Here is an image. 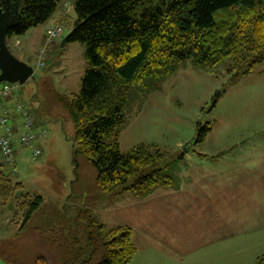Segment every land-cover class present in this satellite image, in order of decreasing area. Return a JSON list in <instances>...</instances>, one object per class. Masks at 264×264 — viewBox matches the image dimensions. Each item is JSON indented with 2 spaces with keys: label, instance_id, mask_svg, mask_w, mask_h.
Listing matches in <instances>:
<instances>
[{
  "label": "trees",
  "instance_id": "16d2710c",
  "mask_svg": "<svg viewBox=\"0 0 264 264\" xmlns=\"http://www.w3.org/2000/svg\"><path fill=\"white\" fill-rule=\"evenodd\" d=\"M66 1L21 0V21L7 44L45 24ZM74 9L67 43L84 45L88 67L80 93L52 92L69 113L79 152L98 172L97 188L105 198L132 193L140 199L159 188L178 189V178L166 169L171 163L160 167L166 158L158 147L124 153L120 133L145 99L187 62L213 71L231 59L232 83L262 64L264 0H76ZM211 131L209 124L199 127L194 144L204 143ZM23 190L0 164V206L15 208L10 222L18 227L16 237H35L28 252L12 240L0 241V259L8 264H130L137 255L133 229H108L90 208L77 213L86 229L84 244L68 228L31 229L44 198ZM256 264H264V256Z\"/></svg>",
  "mask_w": 264,
  "mask_h": 264
},
{
  "label": "rangeland",
  "instance_id": "374dc122",
  "mask_svg": "<svg viewBox=\"0 0 264 264\" xmlns=\"http://www.w3.org/2000/svg\"><path fill=\"white\" fill-rule=\"evenodd\" d=\"M75 1L65 2L72 10L71 17L64 23L66 36L77 19ZM146 2V5L150 4ZM37 33L34 28L25 36L8 40L11 53L34 67L33 78L23 85L7 82L0 85V88L16 87L12 93L14 102L2 100L0 109L9 108L13 113L21 104L38 116L46 130L43 134L37 129L42 135L37 143L42 155L34 159L30 148L16 142V171L13 173L12 168L8 169L12 181L23 184L24 193L44 198L41 209L30 222L31 229L68 228L84 244L86 229L77 222V213L80 208H90L108 229L130 226L141 254L162 256L163 249L172 248L170 241L177 234V224H184L185 243L192 244L195 226L208 222L198 220L197 223L193 210L195 192H220L215 201L218 206L231 202L236 205L234 197L245 192L259 193L254 199L243 200L249 201L250 210L254 209L249 217H264V211H257L259 208L264 210V62L235 83L231 82L228 73L233 64L231 59L213 71L197 70L187 62L161 83L159 91L145 99L138 112L130 115L129 123L120 133L122 152L128 153L137 146H156L166 158L160 167L171 163L166 169L178 179L191 174L187 186L183 185L184 193L174 198L176 207L163 209L160 203L156 206L134 204L137 200L132 196L103 197L97 188L98 172L79 152L69 113L52 92L80 93L88 67L85 47L80 43H67L65 47L61 43L52 44L48 48L45 67L39 68L38 55L44 43L39 49L41 36ZM17 116L24 121L21 113ZM15 120L16 117L12 122ZM208 124L212 131L205 142L193 146L198 128ZM3 133L4 128L0 127V134ZM106 141L110 139L106 138ZM192 147L195 149L191 150ZM187 152H192L195 163L201 154L217 161L208 167L210 176L217 175L213 177L215 181H195L199 173L193 170L194 162L188 161L189 167H184L181 162L180 155ZM180 201L185 202L183 209L177 206ZM210 207L214 206H208V211ZM14 212L13 206H0V239L12 240L16 248L28 252L35 237L33 239L32 234L16 237L18 227L10 222ZM149 224L160 231L158 236L147 232ZM166 227L173 231L169 230L163 236ZM257 252L264 253V247Z\"/></svg>",
  "mask_w": 264,
  "mask_h": 264
},
{
  "label": "crops",
  "instance_id": "0c3cea01",
  "mask_svg": "<svg viewBox=\"0 0 264 264\" xmlns=\"http://www.w3.org/2000/svg\"><path fill=\"white\" fill-rule=\"evenodd\" d=\"M64 6L65 4H63L61 8ZM71 14L72 10H70L65 15L63 9L61 10L59 8L53 17L49 19V21L37 28V32L41 36L39 49L45 42L49 29L55 25H61L62 20L67 16L71 17ZM66 35L67 33L64 34L61 41L54 43V46H56L58 43L62 44V41ZM57 93L67 95L74 94L72 92ZM8 100L10 102H14V98ZM35 116L38 119L36 133H38L37 129H39L41 133L45 134V128L40 123L38 116ZM14 124L17 126L19 134L24 131V121L17 115ZM16 142H20L18 136ZM190 149L194 150L195 147ZM191 154L192 152H187V154H184L185 156L181 161L184 167H189L187 165L188 161L194 162V159L191 158ZM195 154L199 155L196 152ZM199 156L201 158L197 159V163L194 162L193 168V170H197L199 173V175L195 177V181H215L213 177L216 178L217 175L213 174L210 176L211 173L208 167L211 166V164L215 165L217 161L210 156H205L203 154ZM190 178L191 174L184 175L178 179V189H156L145 199H140L132 193H125L119 197L132 196L137 200L134 202V204H145L146 206L153 204L156 206L158 203H160L162 204L161 208L163 209L167 207H176L174 198L176 195H181L184 193L183 190H185V187H183V185L187 186V183H189L191 180ZM220 194L221 193L218 191L210 190L198 191L193 194L195 198V201H193V210L195 212V216L197 217V223L199 222L198 220L208 222L197 224V227L195 226V238L192 244L189 242L187 244L185 243L184 224H177L175 226L177 234H175L173 239L170 241L172 248L163 249L162 256L153 255L150 253L141 254L138 248V253L130 264H256L257 260L261 256H264V253L258 254L257 252L259 249L264 247V217H261V219L258 215H251L249 217V215L254 212V209L250 210L249 207L251 205H249V201H244L243 199H254L258 197L259 193L245 192L242 193L241 196L234 197V199L237 200L236 205L231 202L227 203L226 205L218 206L216 204L217 202L215 201L217 199L216 197H218ZM183 198L185 197L183 196ZM239 199H241V201H239ZM170 202L175 204V206L170 205ZM257 203L259 204V201H257ZM184 205L185 202L182 201L177 203V206H180L181 209L184 208ZM211 205L214 207H210V211H208L207 207ZM257 211L261 212L264 210L259 208ZM169 230L173 231L167 227L164 228L163 236L168 234ZM147 232L156 237L159 235L160 231H158L154 225L151 226V224H149V226H147ZM149 234L148 237H150ZM2 240L3 239H0V241ZM168 250L172 251V253L168 254ZM187 252H189L190 255H187ZM0 262V264H8L2 259H0Z\"/></svg>",
  "mask_w": 264,
  "mask_h": 264
},
{
  "label": "built area",
  "instance_id": "2783aa9c",
  "mask_svg": "<svg viewBox=\"0 0 264 264\" xmlns=\"http://www.w3.org/2000/svg\"><path fill=\"white\" fill-rule=\"evenodd\" d=\"M64 12L70 10V6L65 4L63 8ZM65 29L62 25H56L49 29L47 37L45 39L43 47L39 51L38 55V67H45V60L50 45L59 42L64 36ZM1 72V71H0ZM16 87L7 86L6 88H0V103L2 100H8L12 98V93ZM21 113L24 119V131L19 134L17 126L12 122V119L17 114ZM38 126L37 117L23 105L19 104L13 113L8 108L0 109V127L4 128V133L0 134V164L7 169L12 168L11 172L16 171L15 162V143L18 139L23 147L30 148L34 159H38L42 155V150L37 144L41 134L36 133ZM44 132H46L44 130Z\"/></svg>",
  "mask_w": 264,
  "mask_h": 264
},
{
  "label": "water",
  "instance_id": "95a60500",
  "mask_svg": "<svg viewBox=\"0 0 264 264\" xmlns=\"http://www.w3.org/2000/svg\"><path fill=\"white\" fill-rule=\"evenodd\" d=\"M21 0H0V85L25 84L33 78L34 67L17 59L10 51L7 37L10 30L16 28L21 21ZM69 35L62 41V47L67 43Z\"/></svg>",
  "mask_w": 264,
  "mask_h": 264
}]
</instances>
